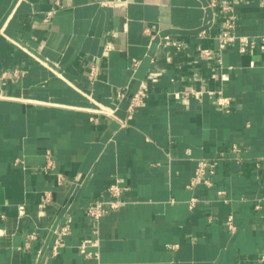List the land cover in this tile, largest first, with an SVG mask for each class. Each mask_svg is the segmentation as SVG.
Wrapping results in <instances>:
<instances>
[{
    "label": "crops",
    "instance_id": "crops-1",
    "mask_svg": "<svg viewBox=\"0 0 264 264\" xmlns=\"http://www.w3.org/2000/svg\"><path fill=\"white\" fill-rule=\"evenodd\" d=\"M210 1L0 0V264H264V49L220 51L233 0ZM233 14L238 35L264 33L262 0ZM202 160L215 172L191 187ZM115 182L127 204L96 228L86 209Z\"/></svg>",
    "mask_w": 264,
    "mask_h": 264
},
{
    "label": "built area",
    "instance_id": "built-area-1",
    "mask_svg": "<svg viewBox=\"0 0 264 264\" xmlns=\"http://www.w3.org/2000/svg\"><path fill=\"white\" fill-rule=\"evenodd\" d=\"M239 0H233V3L231 5L223 6L222 7V12L225 14L223 17V24H222V29L223 31L221 34L218 36L219 39V50L220 51H225L227 46L236 41L239 40L242 43L241 50L242 52H245L248 49H256L258 47H261L264 49V33L261 35L257 36H245V35H238L235 31L236 25H235V15L233 14V10L235 7L238 6ZM262 4H264V0H262ZM103 6H112L115 5V2H103ZM210 6L213 8H217L218 2L217 0H211L210 1ZM205 34L201 33L200 37H204ZM163 45H172L174 46L177 50L181 49V44L178 42H172L169 36H166L162 38ZM105 50L106 51H111L113 50V46L110 43H107L105 45ZM202 56H210L211 51L208 49H204L201 51ZM139 61L133 60L132 64L130 66L131 70L135 71V69L138 66ZM96 70L93 69L91 72V79L95 77ZM6 75V74H5ZM15 76H20V73L16 71L14 73ZM204 94L202 91H192V92H187L186 97L189 95H192L196 97L197 99H200L201 96ZM208 94L217 96L214 103L218 106H220L223 110L229 111V106L231 104V98L229 97H224L221 92H212L209 91ZM124 93L120 92L118 93V98H123ZM147 98V89L145 87H141L129 100V105H128V116L127 120H131L134 118L136 113L145 105V101ZM115 109H111L109 107H106L104 105H99L98 108L96 109V113L102 114V115H107L109 117H114L115 114ZM122 125L125 126L126 122H122ZM240 148L237 145H234L231 149V152L233 153H238L240 152ZM226 156V155H225ZM52 162L48 163V167H52ZM214 170L209 166V163L206 160H202L198 163V167L196 169L195 176L193 177L190 186L193 187L194 185L201 184V183H206L210 184L208 180V174H214ZM127 190L126 187H123L120 185L118 182H115L114 184L110 185L108 188V198L107 199H100V200H95L91 202L87 209H86V215L87 217L96 225V228L99 225V222L101 219L110 211H115L127 204V202L123 199V194ZM222 194V193H220ZM195 200L192 201L191 207H193V203ZM259 206H257L258 208ZM20 213L21 215L25 214V207L21 206L20 207ZM227 227L231 230H234V223L233 219L230 218L227 222ZM69 230V225L63 227L59 233H58V238L55 241L54 246L52 247V252L53 255L56 256L59 254V249L63 246V236L67 235ZM36 238L35 234H31L28 236V241H32ZM28 242V243H29ZM27 243V245H28ZM96 243H90V244H83L79 246L80 253L87 259H99V252L98 251H92L90 250L91 247H96ZM261 261L264 263V255L261 258Z\"/></svg>",
    "mask_w": 264,
    "mask_h": 264
}]
</instances>
